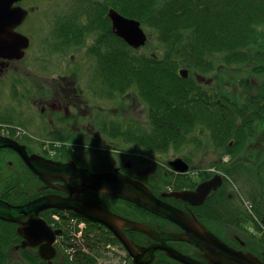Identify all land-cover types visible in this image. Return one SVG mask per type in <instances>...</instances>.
Listing matches in <instances>:
<instances>
[{"label":"rangeland","instance_id":"rangeland-1","mask_svg":"<svg viewBox=\"0 0 264 264\" xmlns=\"http://www.w3.org/2000/svg\"><path fill=\"white\" fill-rule=\"evenodd\" d=\"M100 1V7L107 3L126 15H129L132 10L140 8L138 2L137 8L132 9L130 7L128 9L131 0ZM156 1L161 4L163 0ZM114 2L115 5L113 4ZM143 2L147 1L142 0ZM81 6L82 0L31 1V13L27 19L28 28L26 29V33L32 37V46L29 53L20 60L21 67L25 70L19 78L23 91L25 92L26 87L31 89L30 80H44L45 77L43 76L46 75H48V79L50 78L51 81L56 76L59 77L61 73H67L71 78L77 77L80 87L85 93V102L81 105L82 108L85 111L89 110V112H95L98 115L100 112L101 122L105 124L107 130L100 128V132L98 133L101 134V138L109 137L117 140L119 146L114 147L102 143L98 146L85 147V153H90L89 156H92L91 154H97V150L100 154H103L102 157L104 159H99L103 162H99L98 160L97 164H92L94 166L104 163V166L110 167L109 165H111L113 159L122 157L126 151L131 152L136 150L144 155L155 158H159L161 154L170 157L176 155L185 156L196 170L191 176L184 178V182L188 183L192 180L199 182L205 175H211L213 171L222 169L216 172V174H222L225 177V181L230 182L225 184L227 187V190H225L226 194L232 193V196H229L231 198L228 199V205L232 206L233 209L240 210L246 219L249 218L243 221V225H238L233 222H229L231 224H225L224 219L216 217L217 210L212 209L210 213H204V219L206 221L211 220L214 223L213 228L221 236H223L222 233L227 237H230L233 232L239 233L240 237L247 242V246L241 249L249 251V249L255 248L260 252L264 251V223L260 221L254 208L256 203L259 204L260 208L264 204V124L256 122L257 124H254V130L248 131L246 136L237 142H235L236 136H231L229 145L233 148L235 147L233 154L229 152L221 153L226 143L221 146L215 144L214 140L216 136L213 129L214 125L203 124L204 122L201 120H197L196 129L192 130L189 135H186L187 143L183 147H179L178 149L170 146L164 149L143 147V143L139 139L142 133L144 132L146 135L148 134V130H156V126H153V114L151 113L153 104L150 101V96L155 97V95L147 92L148 89H142L141 83L137 80L135 81L133 79L134 81L131 83V75L129 74L128 78L123 77L124 80L117 77V73L121 72L119 67L122 63H127L128 61L125 57L118 56L115 49H128L129 53L137 59L142 57L140 60H144V57L152 55L153 57L160 56L163 58L165 43L160 39V34L155 24L156 22L154 23L152 20L143 22L139 18L142 27L148 34V40L143 46L134 49L124 39L123 41L126 45L116 40L114 38L116 34H99L95 30L88 31L84 24L86 22L85 20L89 17L83 16L82 20L84 21L78 20V17L82 13ZM141 10L145 11L146 8L143 7ZM91 18L94 17L91 16ZM75 33L80 35H75ZM73 37H79V40L70 42V39ZM68 43L70 47L65 50ZM261 45H264V38L253 48V52L257 50L263 51L261 50L263 49ZM111 50H113V53H111V57L107 63L108 67H104V60ZM186 53V59L184 58L185 55L176 58L178 63L175 69L181 76V79H188L194 86L200 87L202 89L201 91H207L213 94L231 93L233 97H236L235 100L242 101L247 96V93L250 95L251 92H254L253 88L259 84V79L261 80V77H264V75L254 76V73L251 71L254 65L253 58L246 64L235 65L234 62L227 64V61H221L215 55L209 54L206 63L211 62L213 68L207 71L202 67L192 68L194 62L193 57L189 51H186ZM182 67L189 69L187 77L180 74L179 70ZM27 74L31 76L27 77ZM159 79L160 77L155 82H158ZM115 80L116 83H120L119 87L115 84ZM123 85H125L123 89H120ZM158 85L163 88V86H168L169 83L161 77ZM5 86L6 88L3 87V91L0 92V120L5 121L4 118H7L14 122L18 116L17 109L20 107V103L22 104L24 102V99L22 96L20 102L16 99L14 92L10 90L12 84H6ZM161 93L162 95L165 94L163 91ZM192 93L196 94L197 91L193 90ZM217 96L215 95V98ZM107 112L112 117L106 120L103 114ZM237 120L240 121V117ZM199 127L200 129H198ZM31 132L41 134L43 137L47 134L46 129L42 131L40 128L33 127H31ZM139 132L141 136L135 137L134 134H139ZM197 135L203 139L201 145H198L193 140ZM69 149L71 148L69 147ZM87 161L92 162L93 160ZM247 162L249 166H253L251 168L254 171V175L245 171L244 165ZM153 164H155L154 161L149 159L147 166H155ZM234 166L235 173L238 176L239 174L243 175V178L239 179V177H235L236 174L233 177L232 173L228 172ZM18 170L19 174L23 176V169L19 168ZM159 171H161V168H159ZM160 176L165 177L164 174ZM155 177L158 178V182L161 181V177L157 175ZM22 181L26 183L25 180ZM260 197L261 199L259 200ZM215 207L221 209L217 204L213 206V208ZM250 217L257 218L256 220H259L260 223H255L253 219L250 220ZM153 220L157 221L154 218ZM90 230L92 234H100L96 228H90L89 226H87L85 232H90ZM223 238L229 241L224 236ZM109 244L106 247H98L95 250L98 254L96 264H133L131 260H126V251L120 243ZM182 244L185 245V248H190L191 253L201 255L197 247L193 246L192 248L189 244ZM64 246L67 245H60L62 253L59 254L60 256H57L58 258L67 257ZM83 251H89V249H83ZM11 257L15 256L12 255ZM205 258L208 259L206 256ZM17 260L19 259H1L0 264H17ZM38 261L39 263L37 262L36 264H46L40 260ZM20 264L23 263L20 262Z\"/></svg>","mask_w":264,"mask_h":264},{"label":"flooded vegetation","instance_id":"flooded-vegetation-1","mask_svg":"<svg viewBox=\"0 0 264 264\" xmlns=\"http://www.w3.org/2000/svg\"><path fill=\"white\" fill-rule=\"evenodd\" d=\"M31 1L33 0H19L13 3V6L21 5L27 9V14L23 20L12 27V30L22 32L30 38L29 45L24 48L23 56L16 58L0 55V92L3 91V87L6 88V84H12L10 90L14 92L16 99H18L19 102L21 96L24 99V102L22 104L20 103V107L17 109L18 116L14 122L7 118H4L5 121L0 120V135L16 139L20 144L25 146L29 155L35 154L44 159H52L62 162L74 161L77 165L89 168L95 172L112 171L119 175H125L141 180L150 186L158 198L197 217L206 227L222 237V239L229 245L237 249L246 247L247 242L240 237L239 233L233 232L230 237H227L219 231L230 242L225 240L223 236L213 228L214 223L211 220L206 221L204 219V214L196 211L197 208L206 204L209 198H215V200L221 199V195L217 194V192H219L221 188H224V191L227 190L225 184L229 183L228 181H225V177H223L222 174V184L215 190L211 191L205 201L201 204H192L187 200L165 194V192L172 190L195 189L200 182L211 178L214 173L216 174V172L221 171L222 169L213 171L211 175H205L199 182L192 180L189 183H180V181H185L184 178H188L196 171L188 158L183 155L170 157L165 156L164 154L159 155V158H155L144 155L136 150L131 152L126 151L125 155L122 157L113 159L111 165H109L110 167L104 166V163L94 166L92 165L93 163L97 164L99 159H104L102 157L103 154H100L97 150V154H91L92 156H89L90 153H85V147L98 146L102 143L117 147L118 143L117 140H113L109 137L101 138V134L98 133L100 132V128L102 130H107L105 124L101 122L100 112L98 115L95 112H89V110L85 111V109L82 108L81 105L85 102V93L80 87L77 77L71 78L67 73H61L59 77L56 76L53 81H51L50 78L48 79V75H46L43 76L45 77L44 80H30L31 89L26 87L25 92L23 91L19 78L25 70L21 67L20 60L29 53L32 46V37L26 33V29L28 28L27 19L31 13ZM104 5L100 7V0H82V13L78 17V20L84 21L82 20L83 16L89 17L85 20L86 22L84 24L88 31L95 30L99 34H116L112 27V20L108 14L110 8L113 6L110 4L108 5L107 3ZM91 16L94 18H91ZM75 35L80 34L75 33ZM70 40V42L79 40V37H73ZM69 43L66 45L65 50L70 47ZM30 76L31 75L27 74V77ZM67 78L69 79L68 81ZM103 115L106 117V120L107 118L112 117L109 112L104 113ZM31 127L40 128L42 131L46 129L47 134L43 137L41 134L33 133L31 132ZM140 136L141 133L139 132L138 137ZM69 147L71 149H69ZM114 151L122 152L123 150ZM176 157H183L189 163V171L179 172L170 165V160ZM149 159L154 161L155 164L153 165L155 166H147ZM87 160L93 161L90 162ZM99 162L103 161L99 160ZM19 168L23 169V176L19 174ZM159 168H161L162 173L159 171ZM161 174H164L165 177H161ZM155 175L161 177L160 182H158V178L155 177ZM168 178L170 179L168 180ZM22 180H25L26 183ZM68 184L75 187L84 186L83 189H81L83 196L94 200L106 209L120 216L142 222L156 231L167 233H180L184 231V228L179 224L151 212L129 199L108 194L97 189L85 188L87 182H83L80 179L71 178L68 183L51 179L46 181L30 168L24 156L17 149L9 146L0 148V199L12 205H21L47 194L68 196L70 194L69 190L66 189ZM225 195L228 198L230 195L232 196V193L226 194L225 192ZM211 210L212 209L210 208V212ZM74 213L76 212L72 210L53 207L45 209L40 213V216L45 219L51 229L55 230L61 228L62 230L61 234H56L55 236L53 245L56 249V254L51 259H44L39 253L40 245L46 240H43L40 244L32 245L20 232V229L25 227L23 222H27L29 216L23 217V222L0 218V261L1 259H19L16 261L17 264H20V262L23 264H36L37 262L39 263L38 260H40L46 264H56V262L59 263V259H62L60 262L63 263L64 257H57L62 253L60 245L67 244L66 238H69V232L66 231L63 226L64 224H67L71 229V226L68 224L70 217H72V214ZM78 215L85 220L86 229L88 226L86 220L89 219L85 218L83 215ZM153 218L157 221H154ZM92 222L98 230L104 229L105 231H109L111 237L114 236V238H117L126 251V260H131L132 263L135 264L133 257L128 253L127 249L111 229L101 222ZM122 228L139 247H147L156 242V239L146 232L132 229L128 226H123ZM237 228L239 227L237 226ZM85 233L84 230L81 235H84L83 239L86 236ZM31 240L34 241L35 239L31 238ZM167 243L192 258L200 261L207 260L202 250L187 240L177 238L168 239ZM182 243L189 244L192 248L193 246L197 247L200 250L201 255L199 256L197 253H191L190 248H185V245ZM109 245H112V243ZM249 251L260 258L264 257V251L260 252L255 248H251ZM10 255H14L15 257H11ZM55 259H57V261H55ZM149 264L187 263L171 257L165 250L156 249L154 259Z\"/></svg>","mask_w":264,"mask_h":264},{"label":"trees","instance_id":"trees-1","mask_svg":"<svg viewBox=\"0 0 264 264\" xmlns=\"http://www.w3.org/2000/svg\"><path fill=\"white\" fill-rule=\"evenodd\" d=\"M146 1L142 3V0H131L128 9L137 8L138 2L140 8L132 10L128 16L140 18L143 22H156L160 39L165 43L163 58L152 55L140 60L142 57L137 59L128 49H115L118 56L125 57L128 61L119 67L121 72L117 73V77L128 78L129 74L131 83L135 79L141 83L142 89H148L147 92L155 95L150 96V101L153 104L151 113L156 130H148L146 135L142 133L139 138L142 146L154 149L183 147L187 143L186 135L195 130L196 121L201 120L203 124L214 125L215 144L221 146L226 143L221 153L233 154L235 147L229 145L231 136L235 135L237 142L248 131L254 130L256 122L264 124V77L259 79V84L253 88L254 92L250 95L247 93L244 100L239 101L231 93L213 94L201 91L200 87L194 86L188 79H181L175 69L178 63L176 58L185 55L186 59V51H189L194 61L192 68L202 67L207 71L213 68L211 62L206 63L209 54L215 55L221 61H227V64L234 62L235 65L246 64L253 58L251 71L254 76L264 75V45H261L263 51L253 52V48L264 38V0H163L161 4L156 0ZM143 7L146 8L145 11L141 10ZM114 38L126 45L121 37L115 35ZM113 50L105 58L104 67H108ZM158 77L159 81L155 82ZM161 77L169 83L168 86L162 88L158 85ZM115 84L120 86L116 80ZM193 90L197 93L193 94ZM161 91L165 94L162 95ZM215 95L218 96L215 98ZM239 117L240 121L237 120ZM134 135L138 137L139 134ZM193 140L198 145L203 142L198 135ZM251 167L253 166H249L248 162L244 165L245 171L254 175ZM228 172L234 177L235 166ZM242 176L236 174L235 177L240 179ZM182 182L184 181H180ZM217 194L221 195L220 200L209 198L196 211L204 214L210 213V208L216 209V217L224 219L225 224L233 222L243 225V221L249 217L246 219L240 210L228 205L230 197H226L224 188ZM215 204L221 209L213 208ZM254 208L256 215L264 223V204L260 208L256 203ZM72 215L79 216L76 213ZM253 217L250 220L253 219L259 224V220ZM86 222L90 228L98 230L91 220ZM63 227L69 232L66 245L70 251H66L67 257H64L63 263L59 261L58 264H96L98 254L95 250L98 247H106L109 243L119 244L117 238L111 237L110 232L104 229L98 230L100 234L97 235L90 230L83 239L84 235L77 236L72 227L70 229L67 224ZM87 248L89 251H83Z\"/></svg>","mask_w":264,"mask_h":264},{"label":"water","instance_id":"water-1","mask_svg":"<svg viewBox=\"0 0 264 264\" xmlns=\"http://www.w3.org/2000/svg\"><path fill=\"white\" fill-rule=\"evenodd\" d=\"M19 0H0V55L19 58L23 55L24 48L29 45L30 38L12 30V27L20 23L27 9L21 5L13 6ZM112 27L116 35L124 39L130 46L139 48L146 44L148 34L142 27L138 18L123 14L115 7L109 10ZM180 74L187 77L189 69L182 67ZM12 147L17 149L25 158L30 168L41 178L48 181L59 180L67 182L71 178L87 182L85 188L97 189L108 194H113L129 199L138 205L163 216L184 228L180 233H167L156 231L146 224L120 216L94 200L85 197L81 193L82 187L68 184L70 192L68 196L59 194H47L37 197L21 205H12L0 199V218L10 221L23 222L22 218L29 216L27 222H23L24 228L20 232L32 245H40L39 253L44 259H51L56 254L53 245L56 234H61V228L51 229L40 213L50 207L72 210L85 218L101 222L106 225L118 237L128 253L133 257L135 264H149L155 256L156 249L165 250L171 257L187 264H264V257L260 258L252 252L237 249L217 234L206 227L197 217L187 213L183 209L158 198L149 185L141 180L125 175H119L112 171L95 172L82 167L74 161H56L44 159L38 155H29L25 146L16 139L0 135V148ZM170 165L179 172H187L189 163L183 157L170 160ZM222 175L217 173L211 178L200 182L195 189L172 190L165 192L189 201L192 204H201L211 191L222 184ZM123 226L148 233L156 239V242L147 247H139L123 230ZM31 238L35 240L32 241ZM187 240L199 247L208 257V262H201L195 258L183 254L167 243L168 239Z\"/></svg>","mask_w":264,"mask_h":264},{"label":"built area","instance_id":"built-area-1","mask_svg":"<svg viewBox=\"0 0 264 264\" xmlns=\"http://www.w3.org/2000/svg\"><path fill=\"white\" fill-rule=\"evenodd\" d=\"M70 226L74 229V233L77 236H81L85 229V222L83 220H79L77 217H73L69 221Z\"/></svg>","mask_w":264,"mask_h":264},{"label":"bare ground","instance_id":"bare-ground-1","mask_svg":"<svg viewBox=\"0 0 264 264\" xmlns=\"http://www.w3.org/2000/svg\"><path fill=\"white\" fill-rule=\"evenodd\" d=\"M219 236V235H218ZM220 237V236H219ZM221 238V237H220ZM222 239V238H221ZM223 240V239H222ZM243 250V249H242ZM246 251V250H245ZM203 252V251H202ZM250 252V251H249ZM203 254L205 255V253L203 252ZM206 256V255H205ZM200 261V260H199ZM209 260L207 259L206 261H201V262H208Z\"/></svg>","mask_w":264,"mask_h":264}]
</instances>
